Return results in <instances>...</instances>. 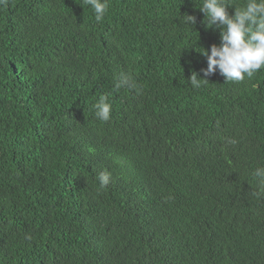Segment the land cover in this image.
<instances>
[{"label":"trees","instance_id":"obj_1","mask_svg":"<svg viewBox=\"0 0 264 264\" xmlns=\"http://www.w3.org/2000/svg\"><path fill=\"white\" fill-rule=\"evenodd\" d=\"M109 3L0 5V264H264V70L194 89L220 44L202 0Z\"/></svg>","mask_w":264,"mask_h":264},{"label":"clouds","instance_id":"obj_2","mask_svg":"<svg viewBox=\"0 0 264 264\" xmlns=\"http://www.w3.org/2000/svg\"><path fill=\"white\" fill-rule=\"evenodd\" d=\"M6 3L7 0H0V5ZM84 3L93 10L97 23L105 19L110 8L109 0H84ZM230 7H235L234 14H229ZM198 8L204 14L206 27L219 30L220 44H213L210 50L199 47L201 51L198 52L207 58V68L202 70L205 78H200L196 72L191 74L188 82L194 89L204 86L209 82L206 77L217 72L226 82L238 83L264 70V0H245L241 7H236L231 0H202ZM179 23L194 29L196 17L180 16ZM114 88L131 89L137 95L142 93V86L130 72H121L115 78ZM93 108L98 120L111 121L113 105L107 95H100ZM226 142L231 145L238 143L234 138H228ZM252 176L259 188L253 195L264 197V166L255 168ZM98 181L99 189L107 188L112 181L111 173L102 171Z\"/></svg>","mask_w":264,"mask_h":264}]
</instances>
